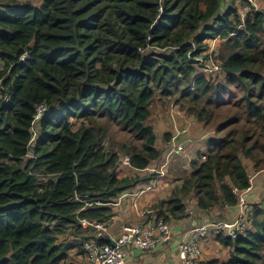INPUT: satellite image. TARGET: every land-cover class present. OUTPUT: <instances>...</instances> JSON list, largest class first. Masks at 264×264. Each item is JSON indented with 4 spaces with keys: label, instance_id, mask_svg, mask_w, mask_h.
Here are the masks:
<instances>
[{
    "label": "trees",
    "instance_id": "1",
    "mask_svg": "<svg viewBox=\"0 0 264 264\" xmlns=\"http://www.w3.org/2000/svg\"><path fill=\"white\" fill-rule=\"evenodd\" d=\"M225 1L0 0V264L84 254L92 229L80 220L106 223L123 193L156 177H122L119 164L142 171L162 159L157 98L216 134L157 218L186 220L190 196L223 211L238 204L234 189H251L243 160L264 168V13L242 18ZM216 39L224 82L198 74ZM41 104L49 112L30 151ZM115 126L131 139L112 140ZM253 205L245 235L220 240L230 259L206 264H264V206Z\"/></svg>",
    "mask_w": 264,
    "mask_h": 264
},
{
    "label": "crops",
    "instance_id": "2",
    "mask_svg": "<svg viewBox=\"0 0 264 264\" xmlns=\"http://www.w3.org/2000/svg\"><path fill=\"white\" fill-rule=\"evenodd\" d=\"M155 104H157V112L156 115L152 117L151 120H154V122L151 124L154 127L155 135L157 137L156 147L163 152L162 159L153 163L145 170L139 171L128 167L127 172L136 174L141 178H147L151 176V174H156V177L150 182H141L135 188L123 193L118 202H116L118 204L112 207L110 220L103 223L105 231H92V239L95 238L93 240L114 242L121 237L122 228L125 225H143L150 222L152 220V214L150 211H152L154 206L170 200V198L182 188L183 180L180 178V175L182 174L181 172H187L188 175L192 172L191 160L189 159L187 163L181 160V158H183L182 156L186 157L185 154H187L189 149H192L191 147L188 148L184 154L177 155V158H173L169 162L164 176H158V170L164 162V156L169 152L174 130V122L169 114H167L170 127L169 132L164 131L166 128L162 117L164 114H159L162 113L161 99L157 98ZM189 137L190 135L187 139ZM192 151L193 150H191L190 153ZM199 153H201V151ZM205 154L201 153L199 157ZM197 155L198 153L196 156L195 154L193 155L195 157L193 160L199 158ZM126 165L129 166V164L125 162V166L121 165V169L126 171ZM244 165H246L245 162ZM255 179L251 178L252 187L246 192L247 195L250 194L248 197L249 200H247L252 204L256 202L257 193L264 192L261 190V180ZM196 205V199L193 196H190V198L186 200L187 214L189 217L184 221L170 222L173 228V235L169 240L161 243L156 250L146 252L135 250L134 248H128L130 252L128 263L180 264L179 245L183 240H186L189 237V230L193 228V226L218 220L233 221L237 218L238 213L235 208H225L223 211L215 209L208 212L198 209ZM202 250L203 253L200 264H206L214 260L225 263L226 261H224V259L227 258L226 255H228L229 259L230 254L232 253V250L229 247H226L220 240L207 241L203 245ZM75 258V264H91L84 255H77L74 259Z\"/></svg>",
    "mask_w": 264,
    "mask_h": 264
},
{
    "label": "built area",
    "instance_id": "3",
    "mask_svg": "<svg viewBox=\"0 0 264 264\" xmlns=\"http://www.w3.org/2000/svg\"><path fill=\"white\" fill-rule=\"evenodd\" d=\"M242 5L247 6L248 15L252 12L260 11L257 7L259 0H238ZM244 18V17H242ZM211 56L208 62H201L203 59H197L200 71L205 74H218L221 70L219 64L213 62V52L209 53ZM205 61V60H204ZM45 110L40 108L36 119H39L41 113ZM175 108L171 106L170 112H174ZM175 122V115L169 114ZM183 132L173 138L171 144L173 153L180 154L184 151L183 147L176 143ZM129 161V159H127ZM168 161L164 163L159 169L160 176H164L165 168ZM234 194L238 198V204L234 207L237 211V218L233 221L218 220L215 222H206L194 226L189 230V237L183 240L179 245L180 264H200L202 257V247L209 240H232L235 241L250 229L253 219V211L250 202H248L246 195L237 189H234ZM83 227H94L95 229L105 231L101 224L81 220ZM173 235V228L164 219L153 218L150 222L143 225H125L122 228L121 237L114 241V246L111 243H99L96 240L86 242L84 245L85 255L91 264H129L128 259L130 252L128 248L140 251L151 252L156 250L158 246L169 240Z\"/></svg>",
    "mask_w": 264,
    "mask_h": 264
},
{
    "label": "rangeland",
    "instance_id": "4",
    "mask_svg": "<svg viewBox=\"0 0 264 264\" xmlns=\"http://www.w3.org/2000/svg\"><path fill=\"white\" fill-rule=\"evenodd\" d=\"M34 3L38 4L35 1H34ZM225 4H229L228 0L225 1ZM236 6H237V8L239 10L240 16L245 18L247 16V14H248V11L246 10V9H248L247 6L242 5L241 2H239L237 0H236ZM257 7H258L259 10H261V12L264 13V0H259L258 4H257ZM223 43H224V41L219 40V39H216V40H213V41L209 42L210 49H209L208 52L209 53L211 51L213 52V62L215 64H218V62L214 58H216V56L219 54L220 48H221ZM201 62L206 63V62H208V60H205V61L202 60ZM211 74H209V77L213 76L212 78L217 79L218 82H224L226 80V77L224 76V73L221 70L218 72V74H212V75ZM1 89H2V86H0V102H1V98H2V96H1V91L2 90ZM174 102L175 101H173V103ZM170 103L169 102L165 103V102H162V100H161L162 113H159V114H164V115H162L163 120H164V125L166 126L164 131L169 132V127H170V122H169V119L167 117V114L175 115V118H176V115L179 114V115H177V118H176V123L177 124L174 125L173 132H174V134L177 135L178 132H179V129H180V130H185L187 132V134L190 135V137L188 139L187 138L183 139V141H180V142L177 141V144L181 145L184 150H187L188 148L192 147V149H189L187 154H185L186 157L182 156L183 158H181V160H183L186 163H187V161L189 159L192 162L193 159L195 158L193 156L194 154L196 156V154L198 153L197 157H199V155L201 153L202 154L206 153L207 148H208V143H209L208 142L209 137L216 136L215 128L209 127V126H205L204 123H200V122H198L196 119H194L192 117H186L185 115H183L182 112H179L178 109H177V111L174 110V112L168 111V106L170 105ZM154 106H156V108H157V104H155ZM153 122H154V120H151V123H153ZM176 127H178V128H176ZM77 128H78V126H76L75 129H77ZM124 132L125 131H123L119 126H115L114 129H113V133L110 134L111 135L110 137H111L112 140H115L117 142H123L124 140L127 139L126 140V142H127L128 140L131 139V135L128 134V133H124ZM191 150H193V151L190 153ZM200 151H201V153H199ZM31 158H32V155H29L27 157V160H29ZM173 158H177V156H173ZM205 158H206V156H205ZM124 160H125V158H121L120 165L125 166ZM166 160H167V158H166ZM243 162L246 163V165H244V166H245L246 171L249 174V176L251 178H253V179L256 178L255 180H259V179L261 180V184H262L261 185V190L264 191V168H263V170H261L262 173L261 172L258 173L255 170L254 164H253V162L250 159H244ZM128 167L129 166L126 165V171L121 169L122 177H134L135 178V176H138L136 174H132L131 172H127L128 171L127 170ZM165 171H166V169H165ZM152 175H155V174H151V176ZM138 177H140V176H138ZM260 205L264 206V192L263 193L259 192L256 195L255 206L259 207ZM253 207H254V205H253ZM252 211H254V210H252ZM83 255L86 257V255L82 253V256ZM226 256H227V258H225L224 261H228L230 259V257H231V254H230L229 259H228V255H226ZM75 260H76V258L74 259V256H73V257H71V259L69 261L72 264H75L74 263Z\"/></svg>",
    "mask_w": 264,
    "mask_h": 264
},
{
    "label": "clouds",
    "instance_id": "5",
    "mask_svg": "<svg viewBox=\"0 0 264 264\" xmlns=\"http://www.w3.org/2000/svg\"><path fill=\"white\" fill-rule=\"evenodd\" d=\"M242 17V16H241ZM222 71V70H221ZM198 74H200V75H202V74H205V73H202L201 71H200V69H199V67H198ZM207 76H209V74H206ZM0 86H1V84H0ZM171 105H173V107H174V103H171ZM41 107H44L45 108V110L41 113V116H40V118L39 119H36L35 117H36V115L37 114H39V111H40V108ZM175 108V107H174ZM176 111V110H175ZM49 112V108L46 106V105H44V104H41V105H39V106H37V112H36V115H35V117H34V120H33V129H32V133H33V138L31 139V141H30V144H29V149H30V151H32V150H34V143H35V141H36V138H37V136H38V134H37V131H38V128H37V126H38V124H39V122L43 119V117L47 114ZM177 115H179V114H177ZM177 115H176V118H177ZM170 116V115H169ZM170 118L172 119V117L170 116ZM176 118H175V122H174V119H172V121L174 122V125H176L177 123H176ZM176 128H178V127H176ZM184 130H180L179 129V132H183ZM183 134H187V132L186 133H182V135ZM182 135H180L179 136V138H177V140H176V143H177V141L178 142H180V141H183V139H181V136ZM176 136V134H174V132H173V135H172V139H171V144H172V142H173V138ZM171 144H170V147H169V152H168V154L164 157V162H163V164L162 165H164V163L166 162V161H168V164H169V162L172 160V158H173V156H177V155H182V154H184L185 152H186V150H184L182 153H180V154H176V153H173L172 155H170L169 156V154H170V152L172 151V147H171ZM30 155H32L31 153H30ZM168 156V157H167ZM33 157V156H32ZM123 158H125V160H124V162H126V163H128L129 164V161L127 160V159H129L128 157H123ZM166 158H167V160H166ZM202 159H203V161H205L206 160V158H205V155H203L202 157H201ZM121 162V161H120ZM193 162V161H192ZM191 162V163H192ZM168 164H167V167L165 168L166 170H167V168H168ZM161 165V166H162ZM119 166H120V170H121V165L119 164ZM160 166V167H161ZM129 167H130V164H129ZM157 173V172H156ZM158 176H160V171L158 170ZM250 177V176H249ZM250 180H251V177H250ZM238 190V189H237ZM250 190V189H249ZM249 190H246V191H240V192H242L243 194H247L246 192L247 191H249ZM233 192H234V190H233ZM123 195V194H122ZM121 195V196H122ZM121 196L119 197V199L121 198ZM118 199V200H119ZM238 199V198H237ZM118 200L116 201V202H118ZM113 203L112 204V206L114 207L116 204H118V203ZM249 202V201H248ZM251 204V206H252V209H254L253 208V204L252 203H250ZM231 208H234V207H231ZM150 213L152 214V219L153 218H157L156 216H155V212L152 210V211H150ZM159 219H162V218H159ZM88 221V220H87ZM80 222H81V220H80ZM90 222V221H89ZM211 222H215V221H211ZM96 223V222H95ZM206 223V222H205ZM97 224H101V223H97ZM170 224V223H169ZM82 225V224H81ZM101 225H103V224H101ZM199 225V224H198ZM104 226V225H103ZM196 226V225H195ZM194 227V226H193ZM84 228H91L92 229V231H100V230H98V229H95L94 227H84ZM102 231V230H101ZM93 239H95V238H93ZM93 239H91V240H93ZM91 240H89V241H91ZM223 240V239H222ZM89 241H86V242H89ZM97 241V240H96ZM85 242V243H86ZM99 243H100V241H98ZM112 242V241H111ZM111 242H109V243H111ZM85 243H84V245H85ZM105 243H108V241H105ZM84 245H83V249H84ZM84 254H85V250H84ZM87 258V257H86Z\"/></svg>",
    "mask_w": 264,
    "mask_h": 264
},
{
    "label": "water",
    "instance_id": "6",
    "mask_svg": "<svg viewBox=\"0 0 264 264\" xmlns=\"http://www.w3.org/2000/svg\"><path fill=\"white\" fill-rule=\"evenodd\" d=\"M111 244L114 246L115 244H114V242H111Z\"/></svg>",
    "mask_w": 264,
    "mask_h": 264
}]
</instances>
